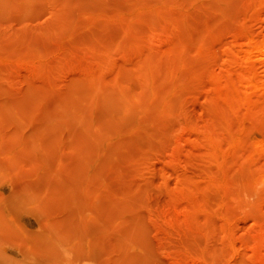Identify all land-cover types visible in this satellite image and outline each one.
<instances>
[{
	"label": "rangeland",
	"instance_id": "rangeland-1",
	"mask_svg": "<svg viewBox=\"0 0 264 264\" xmlns=\"http://www.w3.org/2000/svg\"><path fill=\"white\" fill-rule=\"evenodd\" d=\"M1 3L0 264H264V0Z\"/></svg>",
	"mask_w": 264,
	"mask_h": 264
},
{
	"label": "bare ground",
	"instance_id": "bare-ground-1",
	"mask_svg": "<svg viewBox=\"0 0 264 264\" xmlns=\"http://www.w3.org/2000/svg\"><path fill=\"white\" fill-rule=\"evenodd\" d=\"M1 1L2 0H0V3H1ZM10 3V2H9ZM2 4V3H1ZM15 6V5H14ZM3 7V6H2ZM2 7H1V9H2ZM16 7V6H15ZM6 8V7H5ZM14 8V7H13ZM12 9V8H11ZM13 11H14V9H13ZM1 15V14H0ZM2 16V15H1ZM4 19V18H3ZM2 26V25H1ZM3 28V27H2ZM1 31H2V29H1ZM258 45L257 46H255V50H257L261 55H262V57H264V41H262V42H260V43H257ZM251 50V49H250ZM251 51H253V50H251ZM251 68V67H250ZM246 69V68H245ZM249 74L250 73H248V75L247 76H245V78H248L249 77ZM243 75V74H242ZM250 75H253V74H250ZM254 78V77H253ZM249 79V78H248ZM253 81V80H252ZM241 99V98H240ZM243 99V98H242Z\"/></svg>",
	"mask_w": 264,
	"mask_h": 264
}]
</instances>
